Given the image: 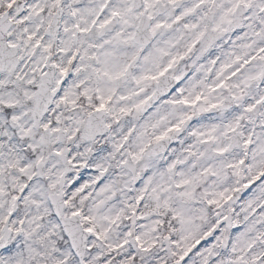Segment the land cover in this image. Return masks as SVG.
<instances>
[{"label":"clouds","instance_id":"9594fccd","mask_svg":"<svg viewBox=\"0 0 264 264\" xmlns=\"http://www.w3.org/2000/svg\"><path fill=\"white\" fill-rule=\"evenodd\" d=\"M107 2L124 6L122 0ZM196 2L160 6L154 17L170 23ZM231 2L206 4L155 33L147 26L137 29L140 21L130 17L127 27L117 20L103 34L93 31L75 40L63 31L65 21L46 31L47 12L31 16L29 31L44 21L37 35L42 45L52 42L48 53L24 44L23 25L13 28L20 47L12 50L13 63L0 71V249L10 246L0 250V264H125L130 250L135 264H146L137 236L144 245L156 241L153 251L165 264H176L171 253L187 246L193 247L182 264H231L237 255L248 264L255 255L257 264H264V102L244 111L264 96V54L256 53L264 47V22L259 14L246 16L243 5L229 15L231 23L221 21ZM0 11L7 9L0 4ZM185 23L196 27L186 29ZM122 30L138 31L140 43H120L114 37ZM81 40L109 43L85 54L87 43ZM106 51L112 53L107 65ZM73 52L79 55L68 65ZM93 53L98 59L91 58ZM179 55L184 58L163 76L137 82L141 75L163 71ZM236 55L240 64L252 55L258 58L240 68L226 88L210 92L207 85L218 82L219 65ZM53 62L67 67L71 78L61 77ZM123 67L128 70L118 79L103 74ZM197 94L202 99L195 104L172 103ZM108 97L105 109L96 111ZM213 103L223 107L209 108ZM8 107L15 119L5 115ZM237 115L243 116L239 127L225 132L224 123ZM176 124L178 131L156 140ZM213 125L219 127L208 144L193 134L207 133ZM246 140L251 141L247 146ZM217 148L226 151L218 155ZM183 180L189 183L177 187ZM76 210L80 216L72 215ZM89 227L92 233L85 231Z\"/></svg>","mask_w":264,"mask_h":264},{"label":"snow or ice","instance_id":"6c2138e0","mask_svg":"<svg viewBox=\"0 0 264 264\" xmlns=\"http://www.w3.org/2000/svg\"><path fill=\"white\" fill-rule=\"evenodd\" d=\"M123 7L120 6V4H113L107 2H101L94 4L91 2V0H25V3L23 5L18 4V0H0V4H2L4 9H7V11H0V71L4 70L8 67V65L13 63V57L14 52L12 50L17 49L20 47L18 43L15 41L20 39L19 36L13 35V28L17 25H23V32L26 33V35L23 37V41L25 45L31 44V49L33 51L35 50H42L45 53H48L50 49L52 48V42L49 41L47 43H43L42 40L43 37H38L37 32L41 26V24L44 23L43 20H41L40 24L36 25L37 31H29V28L27 26L30 17L36 16L40 17L42 14L47 12L49 19L47 21V29L46 31H50L54 24H58L60 21H65V27L63 31L65 33H71L73 39H77L80 36H85L86 34H90L93 31L99 32L103 34L106 30H109L110 26L114 23V21L119 20V22L124 26H129L131 23L130 17L139 20L140 24L136 25L137 29L141 26H147L148 30L152 33L157 32L158 30L170 28L173 24L180 23L185 16H188L195 12L197 9H200L202 6L208 4V5H215L216 0H197L195 4H193L192 7H184L181 11H179L178 14L174 15L171 19V22L168 23L164 19L155 18L154 12L157 8L160 6H164L167 8H175L177 4L179 3V0H122ZM243 5L244 9H247V13L245 15L247 16L248 13H252L253 15L259 14V18L262 22H264V0H232L231 7L226 8L223 12V15L221 16V21L231 23V20L228 19L229 15L231 13H235L240 6ZM54 10V11H53ZM171 15V13H169ZM195 28L196 25H188L184 24V28ZM218 27V26H217ZM215 30V29H214ZM202 35V34H200ZM200 35L196 37V40H199ZM115 39H117L122 44H139V32L138 31H120L115 33ZM196 40L192 42V44L188 45V50L190 51L192 46L195 44ZM81 43H85L86 41L81 40ZM87 47L85 48V54H87L88 49H100L103 48L105 45L109 43V41H104L103 44L87 41ZM59 51H63V48L58 49ZM163 52V50H159ZM256 53L258 54H264V47L257 48ZM79 55V52H73L67 60L68 65H74L75 61L77 59V56ZM105 60L104 63L107 65L110 62V57L112 53L110 52H104L103 53ZM94 59H98L95 53L92 54V57ZM183 55L179 56H173L169 63L164 67L163 71L157 73L156 75H150V74H144L141 75L138 79V83L140 81H146V80H156L159 76H163L165 72L170 69L174 63H176L177 59H183ZM257 55H252L248 59H245L243 61V64H240L241 57L239 55H236L234 60L231 62L221 63L219 65V68L216 72V79L217 83L207 85L208 90L210 92H215L217 89L220 88H226L227 81L235 77L238 72L240 71V68H242L244 65L250 63L252 60L257 59ZM43 59H47V57H44ZM18 63V61H16ZM211 65L215 66L217 63V59H212L209 62ZM233 64H240V67L236 68L235 70L229 72L227 75H224L226 72H228V69L232 68ZM49 65L45 64L44 67H48ZM51 67L57 68L59 71V74L61 77L68 76L71 78V74L68 71L67 67H61L59 64H56L53 62L51 64ZM39 70V69H37ZM127 67L118 68L114 72H109L105 70L103 74L105 76H108L110 79H118L122 76H124L127 72ZM211 71V69H210ZM222 77V78H221ZM254 78V77H252ZM178 79V77L176 78ZM29 84L32 83L31 80L28 81ZM59 83V81H58ZM236 87V86H234ZM177 91H182V89H177ZM64 98L61 97V100ZM111 97L108 98H102L99 105L96 107V111H102L105 109L106 104L108 100H110ZM121 99H124V97H121ZM202 99V95L197 94L194 99L189 100L187 97H182L181 99L177 101H172V103H183L185 105H191L195 104L196 102L200 101ZM233 100L236 99V96L233 95ZM147 100L141 101L140 104L135 105L136 108H140L142 104L146 103ZM264 102V96H261L255 104H248V106L244 109L245 112L251 113L254 111L257 105ZM219 107H223L222 103H213L209 105V108L216 109ZM127 109L122 108L121 112H126ZM232 111H236V109H233ZM5 115L11 116L13 119H15V116L13 114V110L11 107H8L5 109ZM227 116H231V113L226 112ZM243 119V116L237 115L234 120H229L228 122L224 123L223 127L225 129V132L232 131L235 132L236 129L239 127L240 120ZM262 124H264V120L261 121ZM45 128L48 127L47 124L44 125ZM180 125L176 124L171 126L169 129H167L165 132L161 133L159 136L156 137V140H163L167 137L168 132H174L179 130ZM219 127V125H213L210 129L207 130V133L205 132H194V135L201 136L203 139L201 140V143L208 144L210 141L214 140V136L211 134L215 131V129ZM250 140H246L244 142L245 146L250 144ZM218 155L223 154L226 151V148H217L214 150ZM137 156L133 154V159H136ZM175 161H173L171 164H169V169L171 170L173 167H175ZM244 160L238 161V164H243ZM11 166V165H10ZM229 167H233L235 165H228ZM19 171L21 173L25 172V168H20ZM204 171H208V169H204ZM264 175V173H262ZM31 179V178H29ZM255 179V178H254ZM189 183L188 180L181 181L180 184H177V187H180L181 184H187ZM245 187H248V185H245ZM23 191H27V187L22 185L21 186ZM143 192V190H142ZM190 195V194H188ZM223 195V193H221ZM143 198V195L137 196V202L141 201ZM13 199H16L15 196H13ZM209 204H215L217 201L210 200L208 201ZM15 215V214H13ZM73 216H80V210H76L72 214ZM175 218V216H174ZM84 221H88L89 217H83ZM86 232L92 233L93 228L89 227L85 229ZM213 230H209L208 232L204 233L205 237H208L211 235ZM167 239V237L165 238ZM137 245L139 247V251L143 253V261L146 262V264H165L164 261H162L159 258V254L154 253L153 249L156 246V241H152L148 245H144V243L140 240V237H136ZM123 242L119 246H112L113 250H115L116 247H123ZM172 243L175 245L176 241H172ZM199 243V241H197ZM10 246L5 244L4 249L0 250H7ZM193 246H187L183 249L181 253L172 252L171 255L177 256L176 264H182V262L185 261V257L189 255L191 252ZM251 247V245H249ZM235 251V249H234ZM223 255H227V253H224ZM257 256L252 257V264H257ZM128 261H131V264H135L136 262V255L135 252L130 250L128 253L127 260L125 261V264H128ZM206 264V262H204ZM231 264H248V261L241 255H237L235 259L231 261Z\"/></svg>","mask_w":264,"mask_h":264}]
</instances>
